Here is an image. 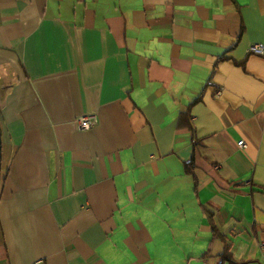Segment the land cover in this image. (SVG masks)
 <instances>
[{
    "label": "crops",
    "instance_id": "1",
    "mask_svg": "<svg viewBox=\"0 0 264 264\" xmlns=\"http://www.w3.org/2000/svg\"><path fill=\"white\" fill-rule=\"evenodd\" d=\"M252 43L264 0H0V264H264Z\"/></svg>",
    "mask_w": 264,
    "mask_h": 264
},
{
    "label": "built area",
    "instance_id": "2",
    "mask_svg": "<svg viewBox=\"0 0 264 264\" xmlns=\"http://www.w3.org/2000/svg\"><path fill=\"white\" fill-rule=\"evenodd\" d=\"M248 51L250 53H254V54H264V46L262 44L259 43H252L249 45L248 47ZM217 94L220 93L219 90L216 91ZM76 125L78 126V128L80 129H87L89 127H91L92 125H94L97 121L96 117L94 115H80L77 116L74 119ZM237 145L242 147L244 146V141H238ZM35 264H41L40 261H36Z\"/></svg>",
    "mask_w": 264,
    "mask_h": 264
},
{
    "label": "trees",
    "instance_id": "3",
    "mask_svg": "<svg viewBox=\"0 0 264 264\" xmlns=\"http://www.w3.org/2000/svg\"><path fill=\"white\" fill-rule=\"evenodd\" d=\"M190 164H191V163H190ZM224 256H225V257H227V256H228V254H225Z\"/></svg>",
    "mask_w": 264,
    "mask_h": 264
}]
</instances>
